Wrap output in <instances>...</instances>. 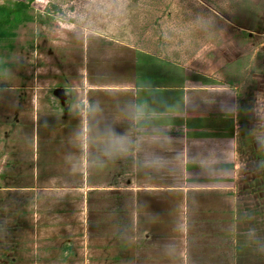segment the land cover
I'll return each instance as SVG.
<instances>
[{
  "label": "rangeland",
  "instance_id": "rangeland-1",
  "mask_svg": "<svg viewBox=\"0 0 264 264\" xmlns=\"http://www.w3.org/2000/svg\"><path fill=\"white\" fill-rule=\"evenodd\" d=\"M31 8L36 22L0 49V264H264V0H35ZM140 55L183 67L189 82L212 79L201 140L215 163H231L188 181H127L123 152L132 144L122 127ZM84 108L88 155L104 161L88 168L85 186L68 144ZM86 187L97 190L87 203L77 190ZM134 192L157 198L150 208ZM160 209L166 216H155Z\"/></svg>",
  "mask_w": 264,
  "mask_h": 264
},
{
  "label": "crops",
  "instance_id": "crops-1",
  "mask_svg": "<svg viewBox=\"0 0 264 264\" xmlns=\"http://www.w3.org/2000/svg\"><path fill=\"white\" fill-rule=\"evenodd\" d=\"M135 69L137 72L129 84L131 88L129 86L127 90L131 91L129 92V113L126 123L122 127L127 129L128 143L132 144L123 152L127 155V181H151L152 178H156L160 174L161 176L165 174L172 181H185V179L188 181L189 178H198L203 169H215L216 164L226 167L227 164L231 163V159L215 163L214 148L210 149L204 146L203 140H201L207 137L199 130L200 124L205 121L204 117L207 114L201 108L203 104H208L205 103L203 95L206 94L207 85L213 82L212 79L204 77L207 80L203 84L189 82L185 80L187 74L183 67L162 59H155L149 55H140ZM59 98L63 104L65 100ZM66 104L70 107L73 102L68 100L65 102ZM227 109L228 107H225V109L218 110L217 113L223 117L222 114L227 115L231 112ZM84 112L85 114H83ZM79 118L80 134L68 144H71V154L78 156L81 171L79 178L80 181L81 179L86 181L84 182L85 186L89 180L88 168L100 169L104 161L101 156L100 161L97 158L91 161L88 155L87 141L84 140L88 136L90 121L87 108L81 111ZM192 129L195 130L196 137L188 138L187 131H192ZM118 135H123V132L119 133V129L118 134L112 136L117 137ZM188 141H192V143H188ZM228 151L227 154H231V151ZM96 162L97 165H95ZM90 164H94V166H90ZM5 166L7 167V164ZM218 172L226 173V168L219 169ZM5 178L6 175L0 173V181L5 180ZM34 181L36 180L34 179ZM50 182L53 181L48 180L44 185L49 186ZM2 188L0 186V190ZM27 189L34 190L36 188L28 187ZM128 189L133 190L130 187ZM142 189L148 190L150 188L144 187ZM77 190L84 193L80 198H83L87 203L88 193L94 192L96 189L91 190L86 187L85 192L82 189ZM133 194L135 195V192ZM149 194L140 193L138 195L144 196L140 199L147 203L145 206L151 208L148 204L155 201L157 195L148 197ZM135 197L133 202L137 200ZM158 211L160 212L155 215L156 217L166 216L165 209ZM182 213L183 208L180 212L175 211L174 215L178 216ZM180 244L182 245V238Z\"/></svg>",
  "mask_w": 264,
  "mask_h": 264
},
{
  "label": "trees",
  "instance_id": "trees-1",
  "mask_svg": "<svg viewBox=\"0 0 264 264\" xmlns=\"http://www.w3.org/2000/svg\"><path fill=\"white\" fill-rule=\"evenodd\" d=\"M34 1L4 0V3L0 5V49L6 48L3 43L17 37V30L20 26L36 22L34 15L31 14L33 12L31 4ZM43 23L48 24L47 21ZM5 68L6 65L0 63V71Z\"/></svg>",
  "mask_w": 264,
  "mask_h": 264
}]
</instances>
